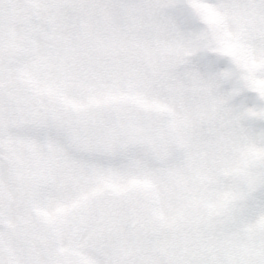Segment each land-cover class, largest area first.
I'll use <instances>...</instances> for the list:
<instances>
[{
    "label": "snow or ice",
    "instance_id": "1",
    "mask_svg": "<svg viewBox=\"0 0 264 264\" xmlns=\"http://www.w3.org/2000/svg\"><path fill=\"white\" fill-rule=\"evenodd\" d=\"M0 264H264V0H0Z\"/></svg>",
    "mask_w": 264,
    "mask_h": 264
}]
</instances>
